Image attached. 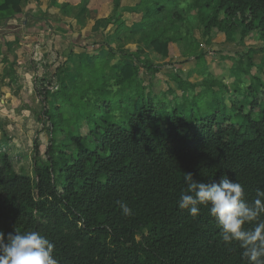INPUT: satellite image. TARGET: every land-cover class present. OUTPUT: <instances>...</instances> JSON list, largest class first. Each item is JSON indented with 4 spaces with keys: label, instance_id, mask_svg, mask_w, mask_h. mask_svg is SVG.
Listing matches in <instances>:
<instances>
[{
    "label": "trees",
    "instance_id": "16d2710c",
    "mask_svg": "<svg viewBox=\"0 0 264 264\" xmlns=\"http://www.w3.org/2000/svg\"><path fill=\"white\" fill-rule=\"evenodd\" d=\"M21 2L0 0V13L21 14ZM88 4L81 1L80 13ZM139 9L136 28L115 15L98 20L116 27L97 42H79L82 56L70 49L52 75L56 82L45 73L34 79L42 104L36 118L48 123L50 142L40 160L34 139L32 175L13 171L10 156L0 153V232L7 240L15 231H39L54 244L58 264H248L237 242L222 241L207 206L193 217L177 201L186 172L201 182L227 175L248 202L264 190V83L252 76L243 85L241 77L251 58L235 63L229 87L209 72L195 83L165 71L170 84L156 97L139 75L163 70L141 49L168 58L190 10L206 40L213 30L229 42L252 32L264 40V0H140ZM131 42L135 49L126 47ZM196 47L183 52L202 65ZM117 201L134 215H122Z\"/></svg>",
    "mask_w": 264,
    "mask_h": 264
},
{
    "label": "rangeland",
    "instance_id": "374dc122",
    "mask_svg": "<svg viewBox=\"0 0 264 264\" xmlns=\"http://www.w3.org/2000/svg\"><path fill=\"white\" fill-rule=\"evenodd\" d=\"M48 14L55 18L52 14ZM6 21H8L7 25L10 23L17 25L14 29H8L14 33L9 32L6 35L4 42L6 48L3 52L5 56H9L10 53L13 56L11 60H14L16 67L13 72H17L18 79L16 78L14 81V74L10 77L6 71L8 63L0 60V153L6 152L10 156L13 171L32 175L34 139L36 138L39 143L38 157L40 160H45V150L50 142L48 123H40L36 118L42 104L40 97H37L32 91L34 79L43 77L45 73L52 81L58 80H54L52 75L65 60L67 52L73 48L70 44L74 38L70 33L59 31L41 19L40 13L37 12L20 20L10 17ZM179 25L180 27L175 29L174 34L180 35L181 38L172 44L171 54L168 58L160 59L155 53L141 49L143 54L146 53L150 59L154 60L153 63L161 65L163 69L153 77L148 75L144 69L139 75L151 94L156 97L164 95L162 93H165L170 84L166 73L170 71L195 83H199L209 72L229 87L234 80L235 63L240 57L243 58V62H246L248 56L251 58L253 66L249 68L247 75L241 74L244 80L243 85L247 84L252 76L258 77L264 83V64H262L264 62V40L258 33H250L242 42H239V35H236V41L229 42L225 39L224 33L213 30L209 40H206L201 36V28L196 20L194 10H190L187 13V21ZM26 26L38 29L37 33H32L33 38L32 36L29 38L31 34L25 33ZM41 27L44 31L39 29ZM14 36V40L8 41ZM83 36L92 41L93 38H98L95 37L96 35H85L84 33ZM98 39L100 40V38ZM189 45H191L190 48ZM195 45H197L196 54L204 53L202 65H197L194 57L186 55L187 51ZM75 49L82 50L78 47ZM183 51L186 53L184 54ZM32 57L42 58L41 63H39L40 60L37 62ZM172 85L174 86L173 83ZM52 86L55 85L50 84V87ZM37 87L39 88V86ZM198 90L199 86L195 88V91ZM174 93L178 97L181 95L180 90H175ZM167 95L165 94L166 97H168ZM259 96L264 97V89L261 90ZM230 99L228 93L224 94L226 104ZM80 132L84 136L87 135L88 128L85 123H82ZM55 137L57 140H61L63 136L57 133Z\"/></svg>",
    "mask_w": 264,
    "mask_h": 264
},
{
    "label": "clouds",
    "instance_id": "9594fccd",
    "mask_svg": "<svg viewBox=\"0 0 264 264\" xmlns=\"http://www.w3.org/2000/svg\"><path fill=\"white\" fill-rule=\"evenodd\" d=\"M186 188L178 198V207L196 217L200 206L208 208L214 218L219 236L226 244L237 242L243 250L241 255L248 264H264V190H256V198L248 202L243 186L227 175L218 180L201 182L190 172L183 173ZM122 215H134L126 202L117 201ZM253 225L246 228L245 225ZM54 244L39 231H15L7 240L0 232V264H58L54 257Z\"/></svg>",
    "mask_w": 264,
    "mask_h": 264
},
{
    "label": "crops",
    "instance_id": "0c3cea01",
    "mask_svg": "<svg viewBox=\"0 0 264 264\" xmlns=\"http://www.w3.org/2000/svg\"><path fill=\"white\" fill-rule=\"evenodd\" d=\"M81 1L82 0H56V2H53V0H22L21 7L23 9V12L21 14H11L7 16L0 13V60L8 63L6 71L10 75V77L12 76V74H14V81L17 78V72H13L14 68L16 69L13 62L14 60H11L13 56L10 55L11 53L9 54V56H5L3 52V50H5L6 48V45L4 44L6 35L9 32L14 33V31L8 29H14L17 27V25H14L13 23L7 25L8 21H6V19L10 17L14 20H20L21 18H25L29 14H35L36 12L40 13V17H45L47 19L46 21L54 26L57 30L64 33H70L73 36L74 40L70 45L73 47L72 52L77 55L76 57L82 56L85 53V49L79 46V42H97L99 40L98 38H100L101 36L104 38L107 34L112 33V31L116 27L113 21L104 27L102 25L98 26V20H104L115 15V17L123 21L127 27L136 28L142 18V11L139 9L140 0H106V2L101 3L99 5V8L97 9L95 7L96 5H98L99 0H89L87 10L85 11L86 16L85 14L80 13ZM63 2H68L70 4V14L63 13ZM29 4H32L33 7L30 10H26V7ZM48 13L52 14L55 18H52ZM39 29L43 30V27ZM33 32L37 33L38 29H34L33 27L29 28L26 26L25 33L27 35L31 34L29 38H31ZM79 32L82 36L79 34ZM83 33L85 35H96L95 37L98 38H93L92 41L88 37L85 38L83 36ZM14 39L15 36L8 41H12ZM75 47H78L82 50L79 51L75 49ZM126 47L129 49H135L136 42L128 43ZM66 58L67 55L65 59Z\"/></svg>",
    "mask_w": 264,
    "mask_h": 264
}]
</instances>
